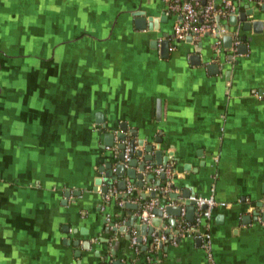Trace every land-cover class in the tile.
<instances>
[{
    "label": "crops",
    "instance_id": "crops-1",
    "mask_svg": "<svg viewBox=\"0 0 264 264\" xmlns=\"http://www.w3.org/2000/svg\"><path fill=\"white\" fill-rule=\"evenodd\" d=\"M229 1L259 32L228 15L215 22L229 34L176 39L165 0H0V264H264V0ZM235 33L244 53L225 46ZM121 127L172 171L170 189L152 173L135 193L176 205L214 189L211 258L177 235L181 215L153 230L176 245L146 235L135 251L137 211L93 191Z\"/></svg>",
    "mask_w": 264,
    "mask_h": 264
},
{
    "label": "water",
    "instance_id": "water-1",
    "mask_svg": "<svg viewBox=\"0 0 264 264\" xmlns=\"http://www.w3.org/2000/svg\"><path fill=\"white\" fill-rule=\"evenodd\" d=\"M206 0L202 1V4H204ZM254 15V11L250 10L244 13H240L239 15L231 14L228 16V21L230 25L235 26L239 21L243 22L242 29L244 31H248L250 27L252 26L255 32V27H258V30L261 29V22L259 21H253L251 22L247 18H252ZM138 24H143L145 21L142 19H138ZM139 28L141 25H137ZM152 24H148V28H152ZM144 29V27H142ZM165 40L160 42V50H161V56L166 57L168 55L169 50V42L167 41V36L165 35ZM187 42H191V37H187L185 39ZM225 42L226 47L232 46V37L226 36L223 38ZM243 42L246 41V38L244 37ZM152 45L157 47L158 43L155 41ZM238 50L242 53H244L245 45H239ZM197 56L191 57V60L195 61ZM211 69V71H216L215 65H210L208 67ZM157 114L159 113L160 107L157 104ZM121 130L118 133H115L114 131L106 133L103 135V143L102 148H113L116 146L117 154L112 158V161H110V156H108L105 159L104 166L99 168L100 176L96 177L94 179V192L101 191V199H105L106 196L109 194L111 197H115V191L118 192L116 195V199L118 201H123L121 204V207L123 209L128 210H134L137 211V216L133 217L131 220L132 226L135 225V229L137 230L138 235V242H141L142 237L148 235V238L152 240V238H160L162 235L161 231H158L155 233L154 229H161V224L163 221L164 216H170V217H180L181 210L183 206L186 207V214H185V220L187 222H193L194 218V211H195V203L193 201H189L188 198L190 197L189 193H183L182 197L179 199V201H176L178 198V195H171L170 197L174 199V201L177 202L176 205H167V202L165 200L164 194L161 191H151L148 194L145 193H135V190L137 188L141 189L144 187L143 178L146 177V186L152 188V184H150V179H152V172H148L147 169L150 167H153L154 165H164L166 162L159 161L157 157L159 156V153L156 152L154 154V157L156 161H152L153 156L150 155L152 152V147L150 145L144 146L142 141H135L134 139H130L127 141V137L125 134V129L123 127L120 128ZM115 140H117L119 143L116 144ZM159 142V141H158ZM130 147V154L128 161L125 162L124 159V150L126 146ZM126 178L133 181L132 185H128V182L126 181ZM159 178L161 180H164V175H159ZM101 185V188L99 189L97 186ZM96 186V187H95ZM115 189V191H114ZM130 189V192L128 190ZM157 199L156 205L152 208V215L153 217L149 220L147 224H144L141 222L140 214L143 211V208L145 204H147L150 200ZM257 208L264 207V203H258L256 204ZM255 215L254 220L257 219L259 213L254 212ZM262 217L264 218V213H262ZM169 223L174 226V219L172 218ZM111 224L108 225L107 230L110 229ZM167 232V231H166ZM129 239V237H127ZM89 243H86V246ZM158 247L160 249L163 248V243L158 242ZM112 252V251H111ZM111 255L113 254L110 253ZM112 264H122L119 260L114 261Z\"/></svg>",
    "mask_w": 264,
    "mask_h": 264
},
{
    "label": "built area",
    "instance_id": "built-area-1",
    "mask_svg": "<svg viewBox=\"0 0 264 264\" xmlns=\"http://www.w3.org/2000/svg\"><path fill=\"white\" fill-rule=\"evenodd\" d=\"M167 3V10L179 16V21L173 27V37L176 39H182L190 36L192 38H199L205 34L212 35L214 37H222L229 34L227 29L220 28L215 22V18L226 19V17L235 12L236 8L229 0H206L202 4V0H185L182 2L174 0H165ZM234 41L231 46V53L236 54L237 47L240 45V40L237 34L234 35ZM231 57V58H230ZM233 59V55L226 56L227 63H230ZM130 154V147L127 145L124 150L125 162L128 161ZM148 172H152L154 175H164L166 179L165 189L172 187V171L169 166H157L147 169ZM130 192V189L128 190ZM214 189L211 188L209 196L206 197H189V201L195 203V218L192 224L184 223V209L181 210V221L177 230V235L183 238H189L194 240H200L202 247L207 256L211 258V237L209 233V222L211 219L212 210L216 206H224L222 203H217L214 198ZM156 205L155 200L149 201L145 204L143 211L140 214L141 222L147 224L153 217L152 208ZM145 238L138 242V235L136 232H132L130 244L138 251L141 244L148 243ZM152 245H157L158 242L169 243L170 245H176L177 239L173 236H168L162 233L161 237L150 240ZM150 259V255L147 256V260Z\"/></svg>",
    "mask_w": 264,
    "mask_h": 264
},
{
    "label": "rangeland",
    "instance_id": "rangeland-1",
    "mask_svg": "<svg viewBox=\"0 0 264 264\" xmlns=\"http://www.w3.org/2000/svg\"><path fill=\"white\" fill-rule=\"evenodd\" d=\"M42 51V49H40Z\"/></svg>",
    "mask_w": 264,
    "mask_h": 264
},
{
    "label": "trees",
    "instance_id": "trees-1",
    "mask_svg": "<svg viewBox=\"0 0 264 264\" xmlns=\"http://www.w3.org/2000/svg\"><path fill=\"white\" fill-rule=\"evenodd\" d=\"M139 250H140V247H139Z\"/></svg>",
    "mask_w": 264,
    "mask_h": 264
}]
</instances>
